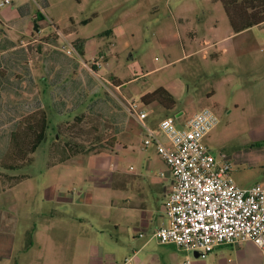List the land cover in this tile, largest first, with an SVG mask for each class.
<instances>
[{
	"label": "rangeland",
	"instance_id": "rangeland-1",
	"mask_svg": "<svg viewBox=\"0 0 264 264\" xmlns=\"http://www.w3.org/2000/svg\"><path fill=\"white\" fill-rule=\"evenodd\" d=\"M210 3V0H46L45 3L43 0H11L10 4L0 6V10L6 8V11L13 8L12 14H16L18 9H29L33 14L36 13L37 20L29 24L30 31H34L36 27L42 33L57 32L61 35L76 30L77 33H74V36H93L90 37L94 38L92 45L86 48L84 56L79 58L74 54L71 55L81 64L83 61L88 62L99 57L98 50L101 52L103 48L108 47L112 40L110 34L119 22L129 20L133 22L136 17L134 15L137 13H139L137 17H145L141 22L143 30L141 38L137 39V37L133 46L128 49L115 48L119 59V75L124 78L125 87L134 86L133 94L129 91L127 96H124V90L119 87L118 91H113L114 94L110 92V97H107L108 95H104L101 82L96 81L98 86L95 92L82 89L80 94L84 97L79 96L80 98L75 99L81 100L80 104L72 111L58 113L50 104V97L52 93H56V90L50 87L48 82L32 80L27 81L26 85H22L20 89L13 86L8 94L1 98L2 104H17L18 108L22 109V111L17 110L6 114L2 109L0 111V240L4 237L10 240L17 256L19 254L17 250L29 244L28 239L31 234L30 232L23 234V229L27 226V228L41 230L46 221L56 219L62 214L59 211H67L69 215L67 217L81 219L80 223V220L74 223L73 233L78 234L80 230L88 231L92 228L93 235L114 234L110 225H102L109 218H123L122 211H118L115 203L110 206L111 200L121 205L120 198L127 196L132 200L137 199L141 189L144 193V188L148 195L146 186H149V180L161 178V171L167 170L165 163L157 154L154 145L142 148L141 135L145 134L142 121L135 113H128L121 102L134 100L138 102L141 109H147L149 116L144 122H147L149 117L156 120L159 116L175 114L180 110L186 111V118H190L188 115L195 110L199 111L198 109L202 108L204 103L212 105L210 104L212 99L205 98L211 94L212 90L206 89L207 82L201 83V80L198 81L193 76L195 69L189 68V74H186L180 60H175L169 67L157 68L162 65L164 51L156 44L157 36L152 32L156 27L168 26L170 15L168 9L177 13H187L193 4L197 5V9L206 10ZM153 6H157L158 10L155 16L149 13L152 12ZM7 17L5 20H8L11 14ZM155 19L159 20L158 26L152 23ZM28 20L30 18L24 17L23 24L28 23ZM241 37L251 38L252 33L248 32ZM34 47L32 52L29 50L32 65H35L36 50L34 49L36 48ZM89 64L91 68H94L92 61ZM137 64L148 71L145 78L139 77ZM229 68L236 73H243L239 75L245 80L252 79V76L256 75L255 71L244 73L235 65ZM114 70H116L115 67L111 69V71ZM129 77L135 79L132 84L127 83ZM165 82L177 86L174 104L170 108H165L154 101L148 104L142 102L141 97L138 96L140 92L152 91L157 85ZM36 86L39 88V95L36 92ZM221 89H224L220 90L222 98L227 97L228 110L232 109L230 102L232 88L222 87ZM42 95L45 101L43 109L47 117L45 138L33 152L27 154L29 161L24 160L23 164L15 169L4 170L1 164L18 146L26 144L20 143L29 138L27 134L29 131L24 128L31 120L29 116L38 115V112L33 111L35 99ZM96 97L103 100L96 106V111L91 114H82L81 111L87 109L88 103ZM108 105L111 110L113 109L112 112H109ZM111 106L115 107L119 118H115L114 107ZM254 112L245 106L238 110L232 109V113L217 109L215 113H218V122L209 137L204 140L211 153L216 156L223 153L230 158L231 172L239 171L233 173V176L236 174L240 180L244 179L248 182L246 187L255 184L264 174V154L260 153L264 150V140L253 144L245 142L246 130L251 125V116ZM258 113L264 115V110ZM12 119L16 121L10 123ZM121 129L122 133L117 135ZM10 130L17 133V140L9 139L8 141ZM65 141L67 143L64 145ZM123 144L124 147H122ZM67 150L74 155L65 162H59L60 156H63L60 153H67ZM15 155L19 156V153ZM7 162L22 163L14 159ZM5 173L11 176L25 175L27 177L19 182L9 183L10 181L8 182L4 176ZM235 181L237 185L244 187L237 183L236 178ZM160 183L167 185V182L162 180ZM4 184L10 185L9 188ZM121 185L124 187H120ZM3 186L4 189H2ZM51 188L54 191L53 198L49 196L50 193H47ZM86 191L91 193L89 200L81 197ZM65 195L69 199L67 203L57 200ZM148 199L150 200V195ZM122 210L128 212L129 216L136 212L125 206ZM0 246L4 247L1 244ZM31 248L37 249L35 244ZM241 251L243 253L242 257L239 255L241 257L239 261L236 251L230 248L226 254V258L231 261L229 263L234 264L235 261H239V264L255 263L259 255L257 247L243 243ZM189 257L190 260L202 259V256L195 257L193 253L189 254Z\"/></svg>",
	"mask_w": 264,
	"mask_h": 264
},
{
	"label": "crops",
	"instance_id": "crops-1",
	"mask_svg": "<svg viewBox=\"0 0 264 264\" xmlns=\"http://www.w3.org/2000/svg\"><path fill=\"white\" fill-rule=\"evenodd\" d=\"M43 1L45 3L46 0ZM210 1V6L206 10L197 9L196 4H193L187 13H177L168 9V14H170L168 26L156 27L152 31L157 36L156 44L164 51L162 65L157 68L169 67L175 60H180L186 74H189V68L195 69L193 76L198 81L201 80V83L207 82L206 89L211 88L212 90L211 94L205 97L206 99H212L210 103L212 105L204 103L202 108L203 106L212 107L211 109L214 112H217L218 109V111L227 110L232 113V109L238 110L245 106L255 111L254 115L251 116V125L246 130L245 137L247 140L245 142L251 144L261 142L264 140V115L258 112L264 110V24L234 33L221 3L216 0ZM156 7L153 6L152 12H149L151 16L158 14ZM13 10V8L7 11L6 8L0 10V70H2L0 72V111L1 109L5 111L4 114L13 113L17 110L22 111V109H19L17 104H2L1 98L8 94L13 86L20 89L22 85H26L27 81L32 80L42 81L43 83L48 82L50 87L56 90V93H52L50 97V104L58 113L72 111L80 104L81 100L75 99L83 96L80 94L82 89L95 92L98 86L96 81L101 82L104 87V95H108L107 97H110V92L118 91L119 87L124 90V96H127L129 91L132 92L131 94L135 92L134 86L125 87L124 78L119 75V59L115 48L119 50L128 49L133 46L137 37V39L141 38L143 33L141 22L145 17H137L139 15L137 13L134 15L136 17L133 22L131 20L119 22L110 34L112 40L108 47L103 48L101 52L98 50L99 57L91 60L95 65L94 68H91L89 66L91 61H83L81 64L77 58L65 53L62 54L63 52L59 48L64 44H71L76 49L77 46H81L82 54L77 50L76 55L81 58L84 56L86 48L92 45L91 42L94 38L90 37L93 36H74V33H77L76 30L61 35L57 32L54 34L42 33L36 27L34 31H30L29 24L37 20L36 13L33 14L29 9H18L16 14H12ZM10 14L11 17L5 20ZM24 17L30 18L28 23L23 24ZM158 22L159 20L155 19L152 23L158 26ZM248 32L252 33V37L243 39L241 36ZM33 47L36 48L34 49L36 50L35 65H32L29 59V50L32 52ZM232 65L238 66L244 73L255 71L256 75L252 76V79L245 80L244 77H240L243 73L231 71L232 69L229 66ZM137 66L138 73L140 72L139 77L145 78L148 71L139 64ZM114 67L116 70L111 71ZM238 68L236 69L239 70ZM133 81L135 79L130 77L127 79V83L132 84ZM159 86L167 89L175 98L176 85L165 82L157 85L156 88ZM222 87L232 88V99L230 101L232 109L228 110V106H226L227 97L223 99V96L220 95V90H224L221 89ZM38 89L36 86V92L39 95ZM148 92L151 91H142L138 96L141 97ZM102 101L100 97L92 99L88 103L87 109L81 111V113L91 114L95 112L96 106ZM145 106L147 108V105ZM148 106L152 107L153 105ZM44 107L43 95L42 97L38 96L35 99L33 111L45 113ZM108 110L109 112L113 111L109 105ZM122 110L125 112L124 109ZM143 110L146 111L147 109ZM114 111L115 118H119L116 115L117 110H115V107ZM196 111L188 116L191 117ZM146 113L145 119L149 116L147 111ZM168 115L173 116L178 124H183L188 119L184 110ZM164 116H159V119L156 120L149 117L144 124L154 128L155 132L161 135L158 122ZM15 121L16 119H12L10 123ZM122 129L117 135L122 133ZM11 131H9L8 141L11 138ZM210 132L205 138L209 137ZM143 135L144 133L141 135L142 138ZM122 147H124V144ZM262 151L260 153L263 155L264 150ZM228 159L230 161L229 157ZM161 172L163 173L162 175L160 173L161 178L150 179L149 186H146L150 200L146 195L145 188L144 193H142V189L139 191L137 199L132 200L127 196L120 198L121 205L111 200L110 206L115 203L118 211H122L121 217L123 218H109L102 225H110L114 234H107V236L93 235L91 227L88 231L80 230L77 232L78 234L73 233L74 223L77 220H80V223L81 219L79 217H67L69 216L66 213L67 211H59L62 214L56 219L46 221L41 230L27 228V226L23 229V234L27 232L31 234L29 237L30 244L26 247L22 246L21 250H17L19 251L18 256L14 253L15 250H13L10 240L5 237L0 240V244L4 246L3 248L0 246V264H185L187 256L190 264H231L229 263L231 262L230 259L226 258L227 251L230 248L236 251L240 261L243 253L241 251L243 243L247 246L257 247L252 241L221 245L202 256V259L190 260L189 255L178 249L174 244L159 242L152 234L156 228L168 223L164 213V203L172 180L168 169ZM238 172H231L234 181L236 178L238 184L246 187L245 185L248 182H245L244 179L240 180L236 174L233 176V173ZM4 176L11 175L4 174ZM161 180L167 182V185H162ZM256 183H264V174ZM4 186L9 188L10 185L4 184ZM4 186L2 189L5 188ZM120 187L123 188L124 186L121 185ZM47 193H50L49 196L53 198L54 191H52V188ZM90 194V191H86L81 197L89 200ZM57 200L67 203L69 199L65 195L60 196ZM123 206L136 212L129 216L128 212H123ZM101 233L104 234L103 230H101ZM23 239L25 240L24 236ZM34 244L37 249L31 248ZM258 250L259 255L254 264L262 262V254L259 248ZM239 261H235L234 264H239Z\"/></svg>",
	"mask_w": 264,
	"mask_h": 264
},
{
	"label": "built area",
	"instance_id": "built-area-1",
	"mask_svg": "<svg viewBox=\"0 0 264 264\" xmlns=\"http://www.w3.org/2000/svg\"><path fill=\"white\" fill-rule=\"evenodd\" d=\"M10 3L2 0L0 6ZM59 49L77 55L71 44ZM121 105L142 121V148L155 146L172 179L164 203L168 223L152 235L161 243H172L188 255L199 256L221 245L252 241L261 251L260 264H264V183L237 185L227 156L210 152L204 138L218 122L216 113L203 107L183 124L165 115L158 122V135L144 124L147 113L138 102L128 100ZM185 264H190L188 256Z\"/></svg>",
	"mask_w": 264,
	"mask_h": 264
},
{
	"label": "trees",
	"instance_id": "trees-1",
	"mask_svg": "<svg viewBox=\"0 0 264 264\" xmlns=\"http://www.w3.org/2000/svg\"><path fill=\"white\" fill-rule=\"evenodd\" d=\"M216 1H219L221 3L225 15L228 19L229 25L234 33L240 32L242 30H245L253 26L264 24V0H216ZM77 50L80 54H82L81 46H77ZM141 100L144 104H148L154 101L159 103L165 108H170L174 104L173 95L162 86H159L155 88L153 91L142 95ZM29 117H31V120L27 123L26 127L24 128L29 131L27 132L29 138L24 140L25 142L23 141L20 142L26 144L21 147L18 146V148L12 153V155H10L9 158H7V160L9 161H13L14 159L17 161L18 160L22 161V163L21 162H19V164L10 163L7 162L6 160L4 161L3 164H1L2 165L1 167L4 170L15 169L17 167H20L23 164L24 160L25 162L29 161L30 158H28L27 154L33 152L38 146V144L45 138V130L47 127L46 114L43 112H38V115L32 114V116ZM16 135L17 133L12 130L11 138H10L11 141L17 140ZM66 143L67 142L65 141V143L63 144L65 145ZM17 153H19V156L15 155ZM60 155L63 156H60L59 162H64L74 154L69 153L67 150V153L61 152ZM5 177L6 180H8V182L10 181L9 183H14L20 181L25 176L14 175V176H5ZM29 239L28 242L30 244Z\"/></svg>",
	"mask_w": 264,
	"mask_h": 264
},
{
	"label": "water",
	"instance_id": "water-1",
	"mask_svg": "<svg viewBox=\"0 0 264 264\" xmlns=\"http://www.w3.org/2000/svg\"><path fill=\"white\" fill-rule=\"evenodd\" d=\"M194 256H196V257H197V256H199V255H198L197 253H195V254H194Z\"/></svg>",
	"mask_w": 264,
	"mask_h": 264
}]
</instances>
